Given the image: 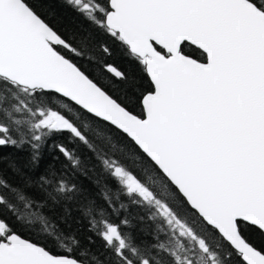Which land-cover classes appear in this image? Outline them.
Instances as JSON below:
<instances>
[{
  "label": "snow or ice",
  "instance_id": "snow-or-ice-1",
  "mask_svg": "<svg viewBox=\"0 0 264 264\" xmlns=\"http://www.w3.org/2000/svg\"><path fill=\"white\" fill-rule=\"evenodd\" d=\"M63 2L0 0V264H264V0Z\"/></svg>",
  "mask_w": 264,
  "mask_h": 264
},
{
  "label": "trees",
  "instance_id": "trees-1",
  "mask_svg": "<svg viewBox=\"0 0 264 264\" xmlns=\"http://www.w3.org/2000/svg\"><path fill=\"white\" fill-rule=\"evenodd\" d=\"M38 5L40 10L47 14L49 20H54L56 23L61 24L66 27L68 31L73 30L81 24H86L87 22L83 20V17L79 16L78 13L74 12L71 8L67 7L63 0H38ZM95 73H99L98 68L92 69ZM79 150L83 154H87L86 149L83 145H78ZM0 155L8 156L11 160H14L16 165L23 171H27L24 167L27 161V153L17 151L13 148H5L0 150ZM47 153L45 154V162L47 161ZM9 160L5 159L0 162V175L4 179H7L9 183H18L20 180L19 175L9 168ZM43 167V166H42ZM85 184L88 183V180L81 177ZM0 214H7V210L0 208ZM73 229H78L77 235L79 236L80 246L76 249L79 252L81 249L89 248L91 252H100L102 250L101 241L98 238H93L94 243H89L88 237L90 233L86 230L84 225H72ZM22 235L25 238H28V232L23 231ZM55 240V237H53ZM66 242V241H65ZM60 241H57L56 244H48L49 249L53 254H61L64 249L60 248L58 244ZM84 264H94V261L90 258V255H85L82 257Z\"/></svg>",
  "mask_w": 264,
  "mask_h": 264
}]
</instances>
